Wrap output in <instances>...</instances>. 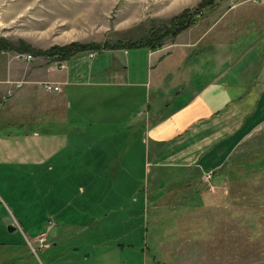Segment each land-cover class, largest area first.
<instances>
[{"label": "rangeland", "instance_id": "rangeland-1", "mask_svg": "<svg viewBox=\"0 0 264 264\" xmlns=\"http://www.w3.org/2000/svg\"><path fill=\"white\" fill-rule=\"evenodd\" d=\"M200 1L0 0V40H23L38 50L73 42H137ZM238 1L219 0L208 6L195 16L193 29L182 32L180 38L191 40L207 34L197 50L219 44L224 49L241 34L234 43V53L256 46L260 38L264 39V0H247L248 5L241 9L234 8ZM251 6L263 8L249 9ZM251 16H258L260 29L248 26V32L241 33L245 24L242 20ZM178 41L165 67L181 62L185 45ZM169 42L170 38L163 40L164 45ZM250 52L264 53V43ZM10 54L22 62L50 64L46 57L28 60L18 53ZM148 54L147 49L121 50L108 56L106 52L84 53L69 62L52 64L62 65L76 76L86 74L93 63L104 58L103 66L113 71L116 67L118 72L126 65L131 80L143 83L150 65ZM194 56L188 57L190 62ZM80 90L88 99L94 97L99 102L102 98L103 104L109 101L115 108L110 113L131 111L136 115L145 100L147 104L151 101L147 84ZM153 95L152 91L151 98ZM109 129L105 127L103 134ZM67 155L69 160L74 154L69 151ZM131 155L130 161L126 156L115 171L117 178L112 177L115 172L111 170L109 177V171L105 176L103 170L98 173L94 167L81 169L77 161H72L67 164L69 175L64 181L57 180L54 170L49 171L54 164L37 168L26 162L0 161V264H264V122L241 141L223 169L203 174L192 171L187 184L182 170L157 171L145 166L140 143L134 144ZM61 164L55 162V171L63 167ZM95 171V183L82 185L81 180L86 182ZM155 174L158 177L153 181ZM215 178L222 182H216L223 187L220 192ZM241 188L242 197L236 200L235 194L241 193ZM217 194L230 197L220 200L223 204L217 200L210 208L209 204L204 206L209 201L203 198L216 200ZM81 198L83 208L78 204ZM60 202L68 213L66 217H55L58 224L46 233L47 246L40 248L33 238L46 228L47 215ZM76 220L81 223L75 224ZM12 222L16 229L10 232L8 225Z\"/></svg>", "mask_w": 264, "mask_h": 264}, {"label": "crops", "instance_id": "crops-1", "mask_svg": "<svg viewBox=\"0 0 264 264\" xmlns=\"http://www.w3.org/2000/svg\"><path fill=\"white\" fill-rule=\"evenodd\" d=\"M246 5L247 0H239L234 8ZM254 8L263 7L249 9ZM242 23L241 33L248 32L249 27L260 29L258 16L246 17ZM180 37L181 34L157 51L147 50L150 65L143 83L131 80L126 65L118 72L116 67L113 71L103 66L104 58L93 63L86 74L74 76L68 68L54 66L53 61L47 65L22 62L10 52L0 51V131H5L0 133V161L26 162L37 168L45 163L54 164V168L49 166V171L54 170L57 180L63 181L69 175L67 164L72 161H77L81 169L94 167L98 173L103 170L107 176V171L113 173L121 168L126 156L130 161L134 144L138 142L145 166L150 165L157 171L182 170L186 184L191 182L192 171L203 174L223 169L241 141L264 122V53L250 52L264 43V39L260 38L256 46L238 54L233 48L241 34L229 47L224 45V49L219 44L197 50L207 34L191 40ZM178 39L185 45L182 60L165 67V62L173 57ZM120 51L106 53L108 56ZM192 55L195 56L190 62L188 57ZM17 81L24 82L20 88L14 87ZM46 81L58 84L61 91H45L42 84ZM142 84H147L146 93L151 101L147 104L145 100L136 115L131 111L110 113L109 110L115 108L107 103L109 101L103 104L102 98L98 102L94 97L88 99L80 94L82 87L127 89ZM10 90L12 94L8 95ZM105 127L111 129L103 134ZM69 151L74 155L68 160ZM57 160L63 167L55 171ZM113 175L117 178L118 174ZM83 176L81 174V179ZM93 176H97L96 171L86 182L81 180L82 185L95 183ZM157 177L155 174L153 181ZM214 181L220 192L221 180L215 178ZM223 184H226L225 179ZM217 195L216 200L203 198L209 201L204 206L209 204L210 208L215 201L230 197ZM78 204L83 208L82 198ZM67 213L62 202L55 206L54 212L47 215L46 228L33 238L34 243L38 245L36 239L42 233L45 242L48 241L46 233L58 224L55 217H66ZM13 220L21 228L15 217ZM80 223L76 220L75 224Z\"/></svg>", "mask_w": 264, "mask_h": 264}, {"label": "trees", "instance_id": "trees-1", "mask_svg": "<svg viewBox=\"0 0 264 264\" xmlns=\"http://www.w3.org/2000/svg\"><path fill=\"white\" fill-rule=\"evenodd\" d=\"M216 1L219 0H201L195 7L185 10L181 14L173 17L168 23L150 32V34L144 37L142 40L137 42L131 41H116L112 43L110 41L104 44H81V43H70L67 45H54L46 50H38L33 48L27 42L18 40L15 43L0 40V51L1 52H15L19 55L30 54L32 57H46L53 62H68L74 57L84 53H95L100 55L103 52L118 51V50H136V49H147L155 51L163 45V40L171 39L174 40L182 32L189 30L196 25V15L201 14V11L212 6ZM244 192V188H242ZM240 194V195H239ZM241 194L236 195V200L241 199Z\"/></svg>", "mask_w": 264, "mask_h": 264}, {"label": "built area", "instance_id": "built-area-1", "mask_svg": "<svg viewBox=\"0 0 264 264\" xmlns=\"http://www.w3.org/2000/svg\"><path fill=\"white\" fill-rule=\"evenodd\" d=\"M93 54H95V53H93ZM19 56L24 57L25 59H28V60L33 59V57L30 54H23V55H19ZM23 83H24L23 81H17L14 83V87L20 88L23 85ZM42 87L45 91H48V92H59V91H61V87L58 84H54V83L47 82V81L43 82ZM11 94H12V90L8 91V95H11ZM210 177H211V174L209 175V179H210ZM206 181L209 182V180H206ZM36 241L38 242V245L40 248H44L45 246H47L45 243V234L44 233L40 234L39 237L36 239ZM27 242L29 245H31V243L28 240H27Z\"/></svg>", "mask_w": 264, "mask_h": 264}, {"label": "water", "instance_id": "water-1", "mask_svg": "<svg viewBox=\"0 0 264 264\" xmlns=\"http://www.w3.org/2000/svg\"><path fill=\"white\" fill-rule=\"evenodd\" d=\"M8 230H9L10 232L14 231V230H15V225H14V224H10V225H8Z\"/></svg>", "mask_w": 264, "mask_h": 264}]
</instances>
